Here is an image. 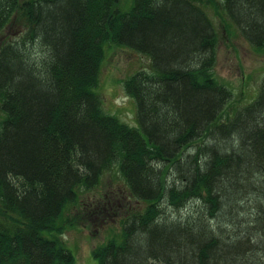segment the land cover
I'll list each match as a JSON object with an SVG mask.
<instances>
[{"label": "trees", "instance_id": "trees-1", "mask_svg": "<svg viewBox=\"0 0 264 264\" xmlns=\"http://www.w3.org/2000/svg\"><path fill=\"white\" fill-rule=\"evenodd\" d=\"M129 1L0 0V264H77L59 235L89 208L65 211L115 165L134 205L97 264H264V76L226 114L201 6L264 51V0ZM108 45L150 58L136 126L101 107Z\"/></svg>", "mask_w": 264, "mask_h": 264}, {"label": "rangeland", "instance_id": "rangeland-1", "mask_svg": "<svg viewBox=\"0 0 264 264\" xmlns=\"http://www.w3.org/2000/svg\"><path fill=\"white\" fill-rule=\"evenodd\" d=\"M121 1L131 3L129 0ZM201 6L211 18L218 35L213 72L218 81L231 89L232 96L226 114L231 113L256 94L264 76V51L255 50L240 33L231 32L233 28L229 26L227 17L224 14L221 17L217 15L211 4L203 3ZM149 64L150 58L128 46H106L96 90L106 113L136 126L135 100L124 92L123 81L142 67L148 70ZM116 166L104 172L97 187L89 191L82 190L79 204L65 211L73 215L81 207L89 208L83 222L78 221L59 235L60 240L75 255L77 264H97L91 250L108 237L120 234V219L126 209L134 205V201L128 198V189ZM190 204L194 205L193 202Z\"/></svg>", "mask_w": 264, "mask_h": 264}]
</instances>
